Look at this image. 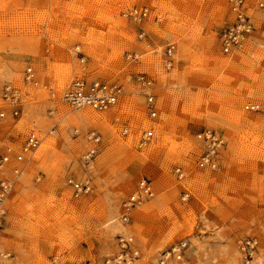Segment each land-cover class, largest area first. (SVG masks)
I'll use <instances>...</instances> for the list:
<instances>
[{
    "label": "rangeland",
    "instance_id": "1",
    "mask_svg": "<svg viewBox=\"0 0 264 264\" xmlns=\"http://www.w3.org/2000/svg\"><path fill=\"white\" fill-rule=\"evenodd\" d=\"M131 8L146 17L126 16ZM246 13L254 31L225 54L227 0H0V151L17 154L31 130L42 137L5 201L0 264H105L124 233L138 251L127 264H160L182 242V258L164 264H264V0H246ZM26 67L35 84L23 81ZM139 73L154 79L152 120ZM75 80L119 85L122 96L101 113L70 108L59 97ZM6 83L25 94L16 118L1 100ZM249 102L261 110L246 111ZM204 130L226 142L214 170L196 165ZM93 131L101 143L86 160ZM141 178L154 196L124 225L122 202ZM68 180L89 191L74 197Z\"/></svg>",
    "mask_w": 264,
    "mask_h": 264
},
{
    "label": "built area",
    "instance_id": "2",
    "mask_svg": "<svg viewBox=\"0 0 264 264\" xmlns=\"http://www.w3.org/2000/svg\"><path fill=\"white\" fill-rule=\"evenodd\" d=\"M229 11L232 15V20L227 24L219 34L220 49L227 54L235 49L241 48L248 36L254 31V26L251 17L246 13V0H227ZM262 8L263 5L259 4ZM147 15L146 8H131L127 11L126 16L133 20L144 19ZM143 33L139 35L142 37ZM174 46L168 44L163 52L164 66L170 68L173 64ZM134 57H136L134 55ZM23 81L30 84H35V74L31 67H26L23 71ZM135 81L141 88L145 99V109L148 117L152 120L157 114V98L154 94V79L146 73H139L135 77ZM122 96V87L115 84L104 83L99 80L85 81L75 80L64 89L59 97V100L66 106L73 109L88 108L94 112L101 113L114 108L120 97ZM25 94L22 90L13 85L6 83L1 88V100L11 109L7 113L11 118H16L19 115L20 105L23 103ZM246 111L259 112L261 104L257 102H249L244 106ZM5 112H0V118L5 117ZM126 134V130L123 131ZM88 138L91 146L85 155L88 160L95 156L99 151L101 136L97 132H90ZM153 138V131H143L137 140L138 147H145ZM197 141L202 146V151L199 159L196 162L197 167L206 170H214L219 165L220 153L226 147L224 139L215 131L204 130L196 135ZM42 137L38 131L31 130L27 134L20 151L11 156L6 151H0V170L3 166L14 162L12 168L13 179L0 180V231L4 223L5 217V201L16 184L18 177L22 174L23 169L30 158L32 152L40 145ZM177 179L183 177L181 168L176 167L173 171ZM71 187L72 195L79 197L89 191V187L85 184L68 180ZM154 196L153 183L148 178H141L135 190L122 202V214L120 221L127 225L131 219V211L140 206L144 202L150 200ZM185 198V197H184ZM249 244V242H248ZM186 246L185 242L178 243L167 251L161 258L160 264H164L168 258L172 257L175 260H180L183 256V250ZM117 253L110 259L105 261V264H127L138 258V251L134 245L133 238L130 234H119L117 237Z\"/></svg>",
    "mask_w": 264,
    "mask_h": 264
},
{
    "label": "bare ground",
    "instance_id": "3",
    "mask_svg": "<svg viewBox=\"0 0 264 264\" xmlns=\"http://www.w3.org/2000/svg\"><path fill=\"white\" fill-rule=\"evenodd\" d=\"M82 117L84 120H87V121L91 120V122H95V120H98L97 117L92 116L90 114H84V115H82Z\"/></svg>",
    "mask_w": 264,
    "mask_h": 264
}]
</instances>
